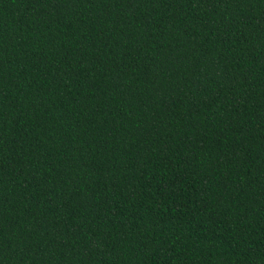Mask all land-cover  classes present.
<instances>
[{"label": "trees", "instance_id": "trees-1", "mask_svg": "<svg viewBox=\"0 0 264 264\" xmlns=\"http://www.w3.org/2000/svg\"><path fill=\"white\" fill-rule=\"evenodd\" d=\"M0 264H264V0H0Z\"/></svg>", "mask_w": 264, "mask_h": 264}]
</instances>
